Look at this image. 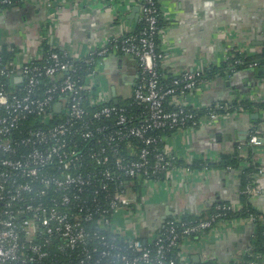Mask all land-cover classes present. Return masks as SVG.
I'll return each instance as SVG.
<instances>
[{"label":"built area","instance_id":"1","mask_svg":"<svg viewBox=\"0 0 264 264\" xmlns=\"http://www.w3.org/2000/svg\"><path fill=\"white\" fill-rule=\"evenodd\" d=\"M22 2H33L46 10L56 6V0H0V7H4L0 18L10 12L5 7L15 9ZM107 3L120 19V11L132 6L131 0ZM135 3L142 31L108 38L78 57L66 51L45 52L43 43L51 27L44 29L33 55L14 41L16 32L0 28V264H43L50 257H56V264H102L104 260L109 264H191L183 254L187 242L236 221L264 222L263 216L230 218L242 210L239 201L238 205H215L207 219L187 222L180 217L166 218L153 234L142 236L143 194L197 170L179 165L180 159L166 147L168 137L153 132L192 133L236 114L231 100L203 107L187 104L186 99L208 82L201 79L206 68L164 76L162 0ZM229 52L225 62L231 55H246L234 48ZM6 53L14 58H7ZM110 54L137 61L140 70L127 99L133 109L143 107L141 113L131 114L127 106L119 104L102 106L111 102L100 88V79L107 78L102 70H106L105 60ZM239 62L237 59L234 64ZM84 67H89L86 74ZM44 78L53 84L39 97ZM5 79L11 80V86H20L25 79L27 82L11 91L1 81ZM52 106L61 114L56 125L48 130H30L29 138L12 140L29 118L50 126L55 120ZM76 136L86 143L88 152L79 147L73 139ZM249 138V145L261 146V137ZM20 147L33 150L17 157ZM238 149L244 156V145ZM87 165L92 166L87 173L80 171ZM88 191L92 193L89 203L83 199ZM50 192L59 196L51 200L53 206L47 200ZM243 194L253 203L264 196V168ZM124 213H135L137 218L124 226V232L130 229L132 237L115 228L116 222L126 220ZM92 222L97 226L94 232L86 228ZM116 236L124 239V244ZM99 246L104 249L100 251ZM252 251L249 247L246 253L252 257ZM263 263L264 254H257L246 264Z\"/></svg>","mask_w":264,"mask_h":264},{"label":"crops","instance_id":"2","mask_svg":"<svg viewBox=\"0 0 264 264\" xmlns=\"http://www.w3.org/2000/svg\"><path fill=\"white\" fill-rule=\"evenodd\" d=\"M135 1L131 0L132 6L120 11L122 20L117 11L108 8L107 0H56V6L49 10L26 2L10 10L12 15L0 18V28L7 33L16 32L14 41L33 55L44 29L51 27L52 31L46 34L49 44L78 57L90 46L100 47L108 38L134 32L138 28V17H128L137 8ZM162 8L164 33L160 46L166 58L161 69L167 74L220 66L230 55V48L248 56L257 55L264 48V0H162ZM24 12L31 16L19 20L17 16L23 17ZM137 66L132 58L112 56L105 60L103 76H107L104 80L108 82L103 80L102 92L109 101L130 96L137 81ZM235 99L264 102V78L252 71L217 78L204 84L200 92L191 94L186 102L203 107ZM253 115L260 118L257 113ZM253 115L240 113L192 133L178 132L168 137L166 147L186 165L201 160L215 166L225 155L234 154L238 146L246 144L253 121L258 119H253ZM260 135L264 138V124ZM256 158L264 168V144L256 147ZM244 168L243 164L236 170L197 169L190 176L178 175L168 184L150 188L141 198L144 206L142 236L153 234L157 224L169 217L200 215L217 202L238 205ZM257 200L259 206H255L264 215V199ZM128 222L124 221V226ZM253 234L252 223L236 221L187 242L183 254L191 264L205 261L229 264L244 256Z\"/></svg>","mask_w":264,"mask_h":264},{"label":"trees","instance_id":"3","mask_svg":"<svg viewBox=\"0 0 264 264\" xmlns=\"http://www.w3.org/2000/svg\"><path fill=\"white\" fill-rule=\"evenodd\" d=\"M26 2H22L19 4L20 5H24ZM14 6H10V7H5L6 9L12 10ZM2 9H4V7H0V15L2 14ZM46 25V24H45ZM48 25V24H47ZM50 25V24H49ZM143 26H141V24H138V28L135 30V33H139L140 31H142ZM43 47L45 52L47 53H52V52H58V53H63V51L59 50V49H55L53 48L48 40L44 41L43 43ZM112 56L115 57H119V58H127L124 57L122 55L119 54H110L109 56L106 57L110 58ZM6 57L7 58H14V55L12 53H6ZM239 59L240 62L239 64H234V62ZM230 63H232L233 65L231 66ZM256 64L257 67L255 68H250L251 65ZM79 66H81L79 64ZM89 67H84L82 72H84L86 74L87 70ZM138 71L137 73H139V67L137 66ZM240 71H252L253 73H255V75L257 77H261L264 78V48L262 50L261 53L254 55V56H241L238 54H234L231 55V58L229 60V62H224L223 64H221L220 66H216V67H211L209 69L206 68V70L204 71L203 75H202V80L203 81H212L214 79L217 78H223L226 76H232L234 74H236L237 72ZM161 73L164 76H171V74H167L164 71L161 70ZM2 82H4L5 84H7V87L11 90L14 91L17 87H22L26 84L27 80H24V83L21 84L20 86L16 85V86H11V80L10 79H5V80H1ZM53 84L52 80L50 78H44L42 79V89L38 91V96L39 97H43L44 92L47 90L48 87H50ZM225 102V101H222ZM132 101L129 99H119V105H123V106H127L130 113H134V111H137L138 113H141L144 108L141 106H135L134 109L133 107H131ZM115 101H111L108 104H102V106H107V105H114ZM116 105V104H115ZM52 112L54 114L55 120L53 118V121L50 122V126H48L46 123H41V120H39L38 118H29L27 119L24 124L22 125V127L14 133V135L12 136V140L14 142H16L17 140H23L25 138H29L28 133L29 131H34L36 129L40 130V129H44V130H48L51 129L52 126L56 125V123L59 121V119L61 118V114L56 113L55 111V107L52 106ZM133 110V111H132ZM241 110V112H240ZM232 111L234 114H240V113H249L251 115H253L254 113H257L260 115V118H258L257 120L253 121V126L250 132V135H257L258 137H260L261 135L259 134L260 129L262 124H264V118H261V116L264 114V102L262 103H254L251 101H239V100H234L233 101V106H232ZM199 114H204L199 113ZM173 131H168V132H161V131H157V132H153L154 135H160L162 137L164 136H171ZM71 139V137H69ZM74 140H76L79 143V147L82 148V150H84L85 152H88L87 148H86V143L84 141H81L80 138L73 137ZM250 140V138H249ZM244 147L246 148V152L245 155H242V152L239 151L238 147L237 150L235 151L234 154L232 155H225L223 157V159L221 160L220 163H218L217 165H211L208 166L207 164H204L203 161L201 160H197L196 162H194L192 165H186L183 161H179V165L181 166H190L194 169H201L203 167H208L210 169V167L219 169V170H223V169H240L243 164L245 166V168L243 169V173H242V190H241V195H240V201L242 203V210L239 211L237 214H233L230 215V218H237V219H242V218H249L251 215L257 216L259 218V216H263L264 215L257 209V207L255 206V204L253 202H251L250 200H248L247 196L243 194V191L250 185H253L256 183L257 177L259 176V173L261 171V169H263L262 163L259 162L256 158V147L254 145H249V141L246 142V144L244 145ZM40 148V147H39ZM33 150V147H20V149L18 150V154L17 157H20L21 155H28L29 153H31ZM91 163V161H88ZM83 168V167H82ZM92 166H85L83 169H81L80 171H82L83 173H87L89 171V169H91ZM35 186L39 187V184H36ZM36 187V188H37ZM91 195L92 193L90 191L86 192L83 194V199L85 200V202L89 203L91 200ZM58 199L59 196L55 193V192H50L49 196L47 197V200L50 201L52 199ZM217 204H225V202H217L216 204H214L211 209H209L208 212L200 214V215H185L182 218L184 221L187 222H192L195 220H199V219H207L209 218L213 213H214V206ZM54 204L51 203L50 206H53ZM151 225H156L155 222H153ZM253 226H254V234L251 240V245L249 247H251L252 251V257H250V253L247 252L240 260L235 261V262H231L229 264H246L247 262L253 260L254 256H256L257 254H264V222L257 220L255 222H253ZM86 228L88 229V231L90 232H94L97 230V226L95 222L92 223H87L86 224ZM104 234H107V236H112V233H108L105 232ZM117 240L120 241L122 244H124V239H120L118 236ZM112 239V238H111ZM104 247L99 246V250H103ZM74 258H76V256H74ZM56 257H50L48 260H46L43 264H56L55 263ZM75 264V263H74ZM102 264H109L108 260H104ZM207 264H218L215 262H208Z\"/></svg>","mask_w":264,"mask_h":264},{"label":"water","instance_id":"4","mask_svg":"<svg viewBox=\"0 0 264 264\" xmlns=\"http://www.w3.org/2000/svg\"><path fill=\"white\" fill-rule=\"evenodd\" d=\"M28 7H34V6H30V5H28ZM31 9V8H30ZM13 11V10H12ZM12 11H10V12H8L7 13V15H12L13 13H12ZM23 15V17L21 16V15H18L17 17H19V20H26V18H28V17H30L31 16V14H25V12L22 14ZM24 16H26V17H24ZM137 18V17H139V8L137 7V8H134L133 9V11H132V14L128 17L129 19H133V18ZM19 81H21V80H19ZM113 96H114V98L116 97V89L114 88L113 89ZM119 103V101L118 100H116V98H115V104H118ZM58 112L60 111V106H58V110H57ZM252 118L253 119H255V118H258V115H253L252 116ZM260 141H261V145H263L264 144V138H260ZM259 199H264V196L263 197H261V198H259ZM259 200H257V201H254V204L256 205V206H259V202H258ZM158 225V224H157Z\"/></svg>","mask_w":264,"mask_h":264},{"label":"rangeland","instance_id":"5","mask_svg":"<svg viewBox=\"0 0 264 264\" xmlns=\"http://www.w3.org/2000/svg\"><path fill=\"white\" fill-rule=\"evenodd\" d=\"M1 18H3V17H1ZM105 69H103L102 70V74H105ZM102 85H103V79L101 78L100 79V88L102 89ZM102 91V90H101ZM129 94V92H127V95ZM131 94H132V92H131ZM130 94V95H131ZM125 97V96H124ZM124 100H125V98H123ZM149 187H152V186H150L149 185ZM135 213H132L131 215H129L128 213H124V216H125V218H126V220H129V222L128 223H131L133 220H135V219H137L136 218V216L134 215ZM136 215H137V213H136ZM132 219V220H131ZM126 220H123L122 222H120V223H118V222H116V225H115V228H116V230H117V232H120L123 236H126V237H132L131 235H129L128 233H131V230L130 229H128L127 230V233L126 232H124V230H125V228H124V221H126Z\"/></svg>","mask_w":264,"mask_h":264},{"label":"flooded vegetation","instance_id":"6","mask_svg":"<svg viewBox=\"0 0 264 264\" xmlns=\"http://www.w3.org/2000/svg\"><path fill=\"white\" fill-rule=\"evenodd\" d=\"M151 224H152V222H151Z\"/></svg>","mask_w":264,"mask_h":264}]
</instances>
